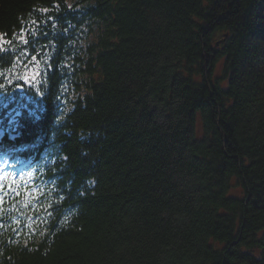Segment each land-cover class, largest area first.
<instances>
[{"label":"trees","instance_id":"16d2710c","mask_svg":"<svg viewBox=\"0 0 264 264\" xmlns=\"http://www.w3.org/2000/svg\"><path fill=\"white\" fill-rule=\"evenodd\" d=\"M41 9L76 41L14 98L0 52V117L52 131L76 213L13 264H264V0H0V35Z\"/></svg>","mask_w":264,"mask_h":264},{"label":"bare ground","instance_id":"6f19581e","mask_svg":"<svg viewBox=\"0 0 264 264\" xmlns=\"http://www.w3.org/2000/svg\"><path fill=\"white\" fill-rule=\"evenodd\" d=\"M20 134V133H19ZM7 137V135L6 134H4V132H2V130H1V126H0V141H1V139L2 138H6ZM5 142V141H4ZM6 144V143H5ZM5 144L4 145H2L1 146V142H0V150L2 149V148H4V146H5ZM47 150H46V154H47ZM52 155L54 156L55 155V153H53L52 152ZM36 160H37V158L36 159H34V162H36ZM5 161V159H3V158H1V153H0V164H2L3 162ZM4 167H5V165L4 164H2V165H0V171H2L3 169H4ZM7 208V205L6 204H0V213L1 214H3L5 211V209ZM5 217V216H4ZM4 217H2V218H4ZM10 238H13L14 240H16L14 237H12V234L11 233H9L8 231H5V233L2 235V236H0V247H4L5 245H3L4 244V242L6 241V240H8V239H10ZM29 241H27L26 239H21L20 240V242H19V248H21V247H23L24 248V246L25 245H27V244H30V243H28ZM13 264L14 263V261H13V258L11 257V256H9V255H6V256H0V264Z\"/></svg>","mask_w":264,"mask_h":264},{"label":"rangeland","instance_id":"374dc122","mask_svg":"<svg viewBox=\"0 0 264 264\" xmlns=\"http://www.w3.org/2000/svg\"><path fill=\"white\" fill-rule=\"evenodd\" d=\"M23 67V63L21 64V68Z\"/></svg>","mask_w":264,"mask_h":264}]
</instances>
